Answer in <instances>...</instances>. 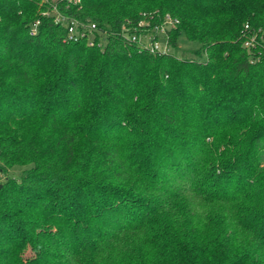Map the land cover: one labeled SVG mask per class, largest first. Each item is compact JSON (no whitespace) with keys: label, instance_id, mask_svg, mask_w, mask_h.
Instances as JSON below:
<instances>
[{"label":"trees","instance_id":"1","mask_svg":"<svg viewBox=\"0 0 264 264\" xmlns=\"http://www.w3.org/2000/svg\"><path fill=\"white\" fill-rule=\"evenodd\" d=\"M53 6L108 32L104 49L65 41ZM142 13L178 18L169 44L197 57L125 43ZM250 34L264 40V0H0V161L30 165L0 182V264H264Z\"/></svg>","mask_w":264,"mask_h":264},{"label":"built area","instance_id":"2","mask_svg":"<svg viewBox=\"0 0 264 264\" xmlns=\"http://www.w3.org/2000/svg\"><path fill=\"white\" fill-rule=\"evenodd\" d=\"M44 15H51L55 24H65V41L76 42L84 40L90 46H96L100 49L108 43V32L101 31L94 23H88L71 19L64 16L56 6L51 10L43 12ZM145 18L137 20L135 23L126 21L121 27V39L127 43L135 45L138 50H144L154 55H163L170 52L168 33L175 29L179 23L178 18L166 13L154 20V15L143 14ZM154 20V21H153ZM39 21H35L31 27L30 33L36 32ZM245 29H248L246 24ZM244 46L254 47L256 45L255 36L247 35Z\"/></svg>","mask_w":264,"mask_h":264},{"label":"rangeland","instance_id":"3","mask_svg":"<svg viewBox=\"0 0 264 264\" xmlns=\"http://www.w3.org/2000/svg\"><path fill=\"white\" fill-rule=\"evenodd\" d=\"M42 1H48V0H42ZM55 1V0H53ZM51 10V9H48ZM143 14V13H142ZM250 38V36H246L245 40ZM243 41V45L244 42ZM258 44H260L262 47H264V40L258 39L256 41ZM198 44L196 42H191L185 39V37L181 34L178 39V45L177 48L170 47V52L176 55L177 57H197L195 54V51H198ZM246 47V46H245ZM248 48H250L248 46ZM200 60L205 59V55L202 54L199 57ZM30 165H14L11 167L2 166V163L0 161V182L4 181L8 176H13L15 178H19V176L22 174V172L29 168ZM2 168V169H1ZM54 230L53 229H47L45 231H39L35 237V244L41 245V246H50L53 244L54 241Z\"/></svg>","mask_w":264,"mask_h":264}]
</instances>
